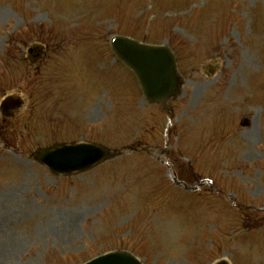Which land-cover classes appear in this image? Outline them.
<instances>
[{
	"label": "rangeland",
	"instance_id": "374dc122",
	"mask_svg": "<svg viewBox=\"0 0 264 264\" xmlns=\"http://www.w3.org/2000/svg\"><path fill=\"white\" fill-rule=\"evenodd\" d=\"M13 34L0 99L27 104L0 121V264L114 249L143 264H264V0H0V56ZM116 34L174 48L183 84L168 107L115 59ZM34 43L51 47L31 64ZM73 141L113 154L68 177L28 159ZM193 165L217 186L197 185ZM234 185L259 201L226 206L218 188Z\"/></svg>",
	"mask_w": 264,
	"mask_h": 264
},
{
	"label": "water",
	"instance_id": "95a60500",
	"mask_svg": "<svg viewBox=\"0 0 264 264\" xmlns=\"http://www.w3.org/2000/svg\"><path fill=\"white\" fill-rule=\"evenodd\" d=\"M116 55L135 72L147 98L167 99L178 91L180 80L175 68V59L165 46L148 45L127 37L112 39ZM19 105L15 96L7 97L2 106ZM243 120L242 124H247ZM108 149L88 143L54 144L38 148L33 156L45 163L53 172L69 173L84 170L106 157ZM85 264H140L128 252L117 251L98 256ZM225 264V263H221Z\"/></svg>",
	"mask_w": 264,
	"mask_h": 264
},
{
	"label": "bare ground",
	"instance_id": "6f19581e",
	"mask_svg": "<svg viewBox=\"0 0 264 264\" xmlns=\"http://www.w3.org/2000/svg\"><path fill=\"white\" fill-rule=\"evenodd\" d=\"M10 107H13V104H11Z\"/></svg>",
	"mask_w": 264,
	"mask_h": 264
}]
</instances>
